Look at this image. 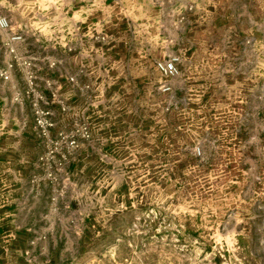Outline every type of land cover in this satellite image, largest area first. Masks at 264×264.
Instances as JSON below:
<instances>
[{
    "label": "rangeland",
    "instance_id": "rangeland-1",
    "mask_svg": "<svg viewBox=\"0 0 264 264\" xmlns=\"http://www.w3.org/2000/svg\"><path fill=\"white\" fill-rule=\"evenodd\" d=\"M196 1L7 58L0 264H264V0Z\"/></svg>",
    "mask_w": 264,
    "mask_h": 264
},
{
    "label": "crops",
    "instance_id": "crops-1",
    "mask_svg": "<svg viewBox=\"0 0 264 264\" xmlns=\"http://www.w3.org/2000/svg\"><path fill=\"white\" fill-rule=\"evenodd\" d=\"M198 9L196 0H0V19L8 23L7 28L0 27V70L8 64L9 46L14 53L20 54L44 45L67 54L69 60L70 55L75 54L78 36L90 40L93 33L101 34L103 26L111 22H115L116 27L132 28L131 40L138 44L144 40V34L149 35L163 22L179 24L183 31L190 25L197 35L203 28ZM121 32L117 33L124 36ZM14 35H22L24 41L10 42L8 46L10 37ZM3 56L5 62H2ZM50 61L53 66L60 64L59 57ZM6 83L0 80L2 116L5 105L17 97L15 92L6 95L2 90L1 85Z\"/></svg>",
    "mask_w": 264,
    "mask_h": 264
},
{
    "label": "built area",
    "instance_id": "built-area-1",
    "mask_svg": "<svg viewBox=\"0 0 264 264\" xmlns=\"http://www.w3.org/2000/svg\"><path fill=\"white\" fill-rule=\"evenodd\" d=\"M189 10H190V8H189ZM0 27L3 29L7 28L8 27L7 21L4 19H0ZM101 40H104V38L102 37ZM23 41H24V38L22 35H14V36L10 37L9 43H7V45L9 46L10 42L12 43V42H23ZM8 50H9L10 54H14V49H12L10 46H9ZM29 65L30 64L27 62H23V66L28 67ZM10 68H12L11 65L8 66V70ZM156 69L158 71H160L163 76L168 77V78H172L177 73L176 72V60L158 62L156 64ZM0 76L3 77L4 80H7L9 77L7 72L1 73ZM71 81H73V80L71 79Z\"/></svg>",
    "mask_w": 264,
    "mask_h": 264
}]
</instances>
